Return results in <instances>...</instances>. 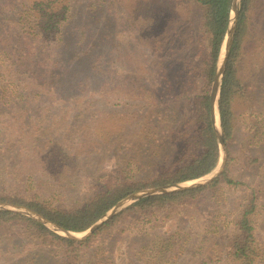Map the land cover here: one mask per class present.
Here are the masks:
<instances>
[{
    "label": "trees",
    "instance_id": "trees-1",
    "mask_svg": "<svg viewBox=\"0 0 264 264\" xmlns=\"http://www.w3.org/2000/svg\"><path fill=\"white\" fill-rule=\"evenodd\" d=\"M76 1L0 0V164H6L0 165V202L24 206L66 231L82 233L136 191L195 180L217 166L220 151L209 94L233 0H182L179 8L175 3L189 35L181 44L186 56L172 59L175 66L186 68V75L179 77L178 69L166 76L164 60L143 54L147 65L137 93L130 90L135 80L122 73L111 75L101 63L79 77L68 70L62 34ZM99 1L108 6L116 2ZM88 7L95 6L87 1ZM260 14L264 0H241L217 105L227 152L220 176L203 187L144 197L106 222L97 234L118 227L127 217L144 222L126 241L118 263L107 246L100 247L107 252L104 256L89 255L95 235L73 241L29 217L0 210V230L7 237L13 242L32 240L25 260L39 256L43 264H264L259 236L264 182L250 185L235 176L245 168H232L236 158L229 148L239 132L237 105L251 98L249 79L258 62L247 64L245 56L249 29ZM155 70L165 75H155ZM107 77L119 83L120 109L111 107L106 88L112 81ZM193 81L198 92L184 96L175 91H195ZM181 99L186 100L182 116L177 105ZM240 131L244 138L264 135L259 124ZM95 156L100 163H94ZM106 159L114 163L112 170L105 168ZM220 186L240 193L228 217H213L209 225L200 223L201 232H188L193 217L189 220L187 211ZM177 210L183 214L168 215Z\"/></svg>",
    "mask_w": 264,
    "mask_h": 264
},
{
    "label": "rangeland",
    "instance_id": "rangeland-1",
    "mask_svg": "<svg viewBox=\"0 0 264 264\" xmlns=\"http://www.w3.org/2000/svg\"><path fill=\"white\" fill-rule=\"evenodd\" d=\"M87 1L90 6L95 7L86 8ZM175 3H178L179 8L182 0H116L113 5L110 3L109 6L107 2L99 0H77L70 15L71 20L67 22L62 34L64 58L68 70L73 69L71 73L79 77L86 74L88 69H91V65L101 63L106 70L110 71L109 74L120 76L122 73V76L135 80L133 84L135 88L130 90L137 93L136 89L139 90L140 87L139 77L147 65L144 64L145 55H143L146 54L155 60H164L165 69L163 70L166 71V76H169V73H177L180 69L181 76L179 77L183 78L186 75V68L175 66L176 61L172 58L186 56L187 48L181 44L187 41L189 30L184 24V17L174 8ZM87 11L94 12L95 15L88 14ZM258 17L260 18L255 19L254 26L252 25L254 29H249L248 38L251 44L245 56L247 64L255 59L258 67L250 74L249 81L253 84L252 90L249 91L251 98H248V101L247 99L239 101L237 105L236 122L239 132L229 146L233 157L236 158L232 168H245L236 171L235 176L241 175V180L250 185H255L259 181L264 182V171H262L264 168V135H247L244 138L245 135L243 136L240 131L248 129L253 124L264 127V14ZM190 57L193 61L192 54ZM163 70L161 73H155L157 71L155 70L154 73L163 76L165 75ZM195 80L198 85L203 86L198 76ZM108 81L109 83L112 81L106 88L109 91L107 97L110 98L111 107L120 109L123 104L118 100L122 94L119 83L111 77H107ZM196 82L193 81L195 91H188L186 88L175 89V91H182L184 96H188L190 92L196 93L199 91ZM122 87L124 90L128 89V87ZM185 101L181 99L177 103L181 116L186 110ZM180 119L182 117L179 116L178 120ZM94 158L95 164L101 162L97 156ZM105 168L112 170L114 163L106 159ZM239 194L238 189L227 186H220L213 192L205 193L187 211L188 219L192 220L190 217H193L188 225L189 228L186 227L187 231L190 232V228H196L198 232H201L202 225H209L214 218L222 220L221 217H228L229 208ZM182 214L179 210L175 213H168L170 217ZM156 217L161 219L162 214ZM143 225V221L127 217L118 224V227L116 225L101 234L96 232L89 255L95 259L98 254L104 256L107 253L104 248L107 246L106 250L110 251V257L118 263L126 252V241L137 234ZM14 232V230L11 231V233ZM260 232L261 245L264 249V215ZM191 234L194 235V233ZM0 237V264H43L39 256L31 257L29 261L24 259L28 249L32 247L30 244L32 240L23 239L21 242L22 239H17L13 242L5 235L3 229L0 230ZM101 246L104 248H100Z\"/></svg>",
    "mask_w": 264,
    "mask_h": 264
},
{
    "label": "water",
    "instance_id": "water-1",
    "mask_svg": "<svg viewBox=\"0 0 264 264\" xmlns=\"http://www.w3.org/2000/svg\"><path fill=\"white\" fill-rule=\"evenodd\" d=\"M240 5H241V0L232 1V6L230 9L229 20H228V26H227L226 34H225L224 41L222 44L220 56L218 59V64L216 67V71L214 73L213 81H212L211 88H210V94H209L210 120L212 123L215 138L219 146V151L221 152L218 164L213 171L195 180L136 191L128 195L127 197L123 198L119 202H117L103 216H101L94 224H92L87 230H85L82 233H73V232L66 231L62 229L61 227L55 225L54 223L50 222L49 220L45 219L41 215L33 212L32 210L24 206L0 202V210L19 213L21 215H24L26 217H29L41 223L47 229H49L50 231L54 232L55 234L61 237H64V238H67L73 241L81 242V241L87 240L92 235H94L106 222L112 219L119 212H121L122 210H124L125 208L133 204L134 202L144 197L176 193V192L186 191L189 189L203 187V186L210 184L217 177H219L225 167L227 152H226L224 140L222 137V130L220 127L217 105H218V97H219L221 80L223 78L226 60L228 58L229 51H230V48L233 42L236 23H237L239 11H240ZM215 113H217V117H218L217 123L215 121Z\"/></svg>",
    "mask_w": 264,
    "mask_h": 264
},
{
    "label": "bare ground",
    "instance_id": "bare-ground-1",
    "mask_svg": "<svg viewBox=\"0 0 264 264\" xmlns=\"http://www.w3.org/2000/svg\"><path fill=\"white\" fill-rule=\"evenodd\" d=\"M215 121H216V123L218 122L217 113H215Z\"/></svg>",
    "mask_w": 264,
    "mask_h": 264
}]
</instances>
